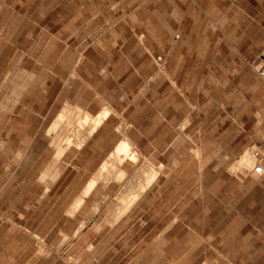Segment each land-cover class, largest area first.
<instances>
[{
  "label": "rangeland",
  "instance_id": "rangeland-1",
  "mask_svg": "<svg viewBox=\"0 0 264 264\" xmlns=\"http://www.w3.org/2000/svg\"><path fill=\"white\" fill-rule=\"evenodd\" d=\"M221 3L206 2L209 13L198 16L201 27L218 31L227 23L217 8ZM261 8L253 9L260 29ZM189 14L181 0H0V223L24 219L20 213L35 222L44 220L52 229L47 239L34 234L36 248L45 246L52 259L64 258V263L103 264L109 258L103 248L108 237L117 240L135 233L149 241L177 217L181 226L166 235L173 239L164 245V257L176 241L177 264H264V171L257 173L264 167V79L255 68L264 45L243 56L212 51L199 67L200 76L188 83L183 62L180 87L193 92L196 105L201 104L195 110L194 134L196 139L203 135L207 144L202 152L194 150L179 124L189 104L162 76L167 69L177 72L179 55L174 62L160 51L151 62L141 50L139 35L145 32L154 43L157 29L171 23L174 15L185 24ZM213 39L217 44L218 36ZM165 97L170 100L167 114L177 111L178 117L173 124H153V113L164 106ZM106 98L114 105L127 104L130 122L142 121L145 107V136L138 128L131 130L141 144V149L133 144L136 158L129 150L108 155L98 178L101 193L83 205L87 190L76 196L83 182L79 180L62 181L61 188L68 184L64 193L49 195L44 202L37 188L34 195L20 194L28 172L45 171L53 182L59 166H68L69 173L76 170L58 161L92 131L86 106L93 103L97 109ZM203 107L209 110L207 116L198 117ZM62 111L65 116L53 127ZM199 123H205L206 132L196 131ZM37 129L29 160L11 177L16 164L10 160L24 156L17 147L25 145L26 131ZM177 135L179 146L165 147ZM248 149L255 151L254 161L240 163ZM192 156L209 158L201 165L191 162ZM49 157L51 162L44 164ZM64 207L70 210H58ZM74 239L79 240L73 244ZM93 239L99 241L94 247Z\"/></svg>",
  "mask_w": 264,
  "mask_h": 264
},
{
  "label": "crops",
  "instance_id": "crops-1",
  "mask_svg": "<svg viewBox=\"0 0 264 264\" xmlns=\"http://www.w3.org/2000/svg\"><path fill=\"white\" fill-rule=\"evenodd\" d=\"M209 1L213 0H181V2L186 4V9L190 13L187 23L184 24L183 21L179 23V19L175 18L176 15H174V19L171 23H167L164 28L157 29L158 33L156 36H158V39L155 40L154 43L152 41L148 42L145 32L141 31L139 34L142 36L140 39L141 50L146 52L151 62L156 52L163 51L168 53L167 55L171 56L174 62H176V55H179L177 58V72L167 69L162 76L164 82L175 88L180 96L184 95L189 106H191H188L187 113L180 117L179 124H181L183 127L182 131L186 132L191 142L190 147L194 150L199 149L201 152L207 144L203 141V135L199 136V140L195 138L194 134L196 129L195 110L196 106H200L201 104L198 103V105H196V98L193 92L189 89L185 92V90L180 87V82L182 81L180 76L184 66L183 62H185L187 68L188 83L190 79L194 78L196 75L200 76L199 73H202V71H200L199 67L205 65L208 53L224 50L239 53L240 56H243L244 53L257 51L264 45V28H259L258 20L253 14L254 6H262L263 9H261L264 10V0H222V3L217 8L218 10L219 7L222 8V20L227 21V23L222 22V28H219L218 31L207 26L201 27V25H199L198 16L201 12L204 11L207 14L209 13L205 8L206 2ZM212 9L217 11L213 7ZM160 18L167 19L164 18L162 13L160 14ZM176 33L178 34L177 39L175 38ZM215 36H218L216 41L217 44H213L215 42L213 39ZM238 61L242 62L241 58H239ZM172 66L173 65L170 64L168 67ZM154 76H156V74ZM192 90H194L193 87ZM165 100L164 106L160 107L161 109L155 110L153 113V124H162L163 122L173 124V118L178 117L176 115L177 111L174 112L172 116L167 114L166 107L169 106L170 100L167 97H165ZM130 104L129 102V106ZM76 105L79 106L80 104L76 102ZM145 105L146 103L144 101L142 107ZM172 105L178 107L177 103H173ZM126 107L127 104L124 105V103L121 104V106L114 105L108 98L101 99V103L99 102L97 109H94L93 103H89L86 108L92 113L89 124L92 131L89 132L81 145H76L66 150L61 160L58 161L59 165L61 163L67 165L71 164L76 170L69 173L67 171L68 166H59V172L55 173L53 182H51L50 177L52 175L45 171L28 172L24 178H22L23 174L20 173V177L25 181L27 180V183L25 182L27 185L25 191L22 190L20 194H29L30 192V194L34 195L37 188V190L40 191H36L35 193L40 195L42 197V202H44L49 195L63 194L64 190L68 188V184L63 185L61 188V182L70 179L83 181L76 195L80 197L83 195V191L85 189L87 190V193L82 196V205L85 204L89 196H99L101 190H99L100 180L98 178L103 176L101 169L107 162L105 159L113 155V153H117L119 148L123 145L127 147L130 155L133 151L139 154L133 147V144L139 149H141V144L139 143V138L133 135L131 130L138 128L143 136H145L147 130L145 128L147 119L145 107L142 113V121L140 122H130L128 120L125 113ZM208 111L207 108L205 109L203 107L199 110L197 116H207ZM95 117L101 118L95 119ZM197 128L196 131L199 133L206 132L205 123H199ZM26 132L25 145L17 147V152L22 155L24 154V156L18 160L15 158L10 160L11 163L16 164V171L14 170V172L11 173V177L18 176L19 173L17 170L23 163H27L29 160L30 150L33 143L36 142L39 129L33 131V133ZM178 136L179 135L173 136L171 139L167 140L165 147H178L180 142ZM156 139L157 138L153 139L155 146H157ZM243 154L244 153L241 155ZM120 155H124V153L122 152ZM208 158L209 157L206 156H192L191 162H197L202 165L208 161ZM130 160L133 161L132 159ZM176 161L178 163L181 162L178 158ZM50 162L51 160L49 157V160H45L44 164ZM98 168L100 172L99 170L97 171ZM262 168L261 171H257L258 174L264 171V167ZM254 180H257V178ZM34 184H37V187H34ZM191 196L193 198V195ZM75 199L76 197L73 198L70 205H72ZM48 201H51V198H49ZM53 204H55V202ZM178 205L179 201L173 205V208ZM29 206L31 207V205ZM173 208H171V210ZM58 210L67 212L70 209L64 207ZM79 210L81 209H77L76 212ZM20 214L24 216V219H12L5 223H0V264H69L63 262L65 261L64 258L56 257L52 259L48 251L45 250V246H43L42 249L35 247L34 234L38 233L42 235V238L47 239L52 229L51 224L49 222H44V220L35 222L25 218V214ZM54 225H56V223H54L53 226ZM93 226L92 223L91 228ZM112 226L108 225V228ZM179 226H181L179 225V219L174 217L165 224L164 229L159 231L158 234L156 233L152 238L149 237V241H147V235L136 236L135 233L129 236L124 233L117 240H114L113 236L108 237L107 242H103L107 246L103 248L107 251L109 258L106 261L102 260V262L103 264H145V261H149V264H177L179 260L178 252H180L179 248L176 249L177 242H172L175 246L171 249L168 258L164 257V245L171 242L173 239V237L166 236L168 232L172 228H177ZM155 227H157L156 223L151 226V230ZM61 238L62 237H59L58 240H61ZM78 240L79 239H74L73 244ZM91 244L94 247L99 244V241L93 239ZM184 250L181 252H184ZM172 251L175 254L172 253ZM185 251H189V248L187 247ZM165 258L168 259L167 262H163Z\"/></svg>",
  "mask_w": 264,
  "mask_h": 264
},
{
  "label": "bare ground",
  "instance_id": "bare-ground-1",
  "mask_svg": "<svg viewBox=\"0 0 264 264\" xmlns=\"http://www.w3.org/2000/svg\"><path fill=\"white\" fill-rule=\"evenodd\" d=\"M66 109V108H65ZM65 116V111H62V112H60L59 114H58V116H57V119L54 121V123H53V127H55V126H57L58 125V123H60V121L63 119V117ZM82 118H84V116H82ZM84 120V119H83ZM83 126V125H82ZM73 128V127H72ZM53 129V128H52ZM120 151H121V153L123 152V153H126L127 151H128V149H127V147L125 146V145H123L121 148H119V150H118V152L119 153H117V154H121L120 153ZM257 153V152H256ZM132 155V157H133V159H134V157L136 158V152H134V153H132L131 154ZM131 157V158H132ZM254 159H255V151L254 150H250V149H248L243 155H241V158H240V163H252L253 161H254ZM104 164V163H103ZM106 164V163H105ZM103 165L102 166V169H101V171L103 172L104 171V167L106 168V165ZM99 172H100V170H99ZM99 174V173H98ZM101 174V173H100ZM120 174H121V176H123L124 175V172L123 171H121L120 172ZM102 175V174H101Z\"/></svg>",
  "mask_w": 264,
  "mask_h": 264
},
{
  "label": "built area",
  "instance_id": "built-area-1",
  "mask_svg": "<svg viewBox=\"0 0 264 264\" xmlns=\"http://www.w3.org/2000/svg\"><path fill=\"white\" fill-rule=\"evenodd\" d=\"M159 60L162 61V60H163V57L160 56V57H159ZM255 68H256L257 74H258L261 78L264 79V47H263V49L261 50V52L259 53V55H258V62H257V64H256ZM97 264H99V263H97Z\"/></svg>",
  "mask_w": 264,
  "mask_h": 264
}]
</instances>
